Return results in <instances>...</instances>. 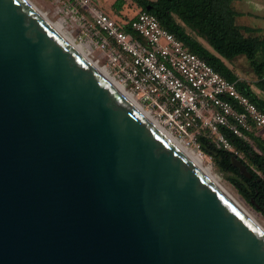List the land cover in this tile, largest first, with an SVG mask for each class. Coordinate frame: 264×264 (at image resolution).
I'll use <instances>...</instances> for the list:
<instances>
[{
	"label": "water",
	"instance_id": "water-1",
	"mask_svg": "<svg viewBox=\"0 0 264 264\" xmlns=\"http://www.w3.org/2000/svg\"><path fill=\"white\" fill-rule=\"evenodd\" d=\"M0 264H264V231L30 0H0Z\"/></svg>",
	"mask_w": 264,
	"mask_h": 264
},
{
	"label": "built area",
	"instance_id": "built-area-1",
	"mask_svg": "<svg viewBox=\"0 0 264 264\" xmlns=\"http://www.w3.org/2000/svg\"><path fill=\"white\" fill-rule=\"evenodd\" d=\"M57 1L89 55L185 145L200 149L197 137L204 134L241 155L221 127L242 137L264 128V112L235 81L190 51L153 13L138 7L132 15L109 14L97 0Z\"/></svg>",
	"mask_w": 264,
	"mask_h": 264
},
{
	"label": "trees",
	"instance_id": "trees-1",
	"mask_svg": "<svg viewBox=\"0 0 264 264\" xmlns=\"http://www.w3.org/2000/svg\"><path fill=\"white\" fill-rule=\"evenodd\" d=\"M137 7L153 13L160 24L172 32L192 52L206 60L225 78L235 81L236 87L264 112V98L259 97L250 84L234 72L228 64L243 55L257 74L255 84L264 92V28L237 22L239 12L233 0H133ZM125 0L112 3L113 14ZM222 132L241 155L217 147L200 134V150L211 157L237 192L264 217V137L254 130L239 136L226 127ZM235 155L247 167L250 175H243L231 162Z\"/></svg>",
	"mask_w": 264,
	"mask_h": 264
},
{
	"label": "bare ground",
	"instance_id": "bare-ground-1",
	"mask_svg": "<svg viewBox=\"0 0 264 264\" xmlns=\"http://www.w3.org/2000/svg\"><path fill=\"white\" fill-rule=\"evenodd\" d=\"M37 7V6H36ZM38 8V7H37ZM39 9V8H38ZM40 10V9H39ZM41 11V10H40ZM70 41H72L191 161H193L209 178H211L222 191L257 225L264 231V226L258 221L254 214L244 205L242 200L226 186L221 177L213 169L212 164L207 162L204 155L199 151L195 150L191 146L185 145V143L178 137L173 135L170 131L164 128L143 105L138 99L126 88V86L119 80L114 78L106 69L105 66L96 62L92 59L88 51L77 42L72 36L68 35L62 28V26L51 20L43 11H41Z\"/></svg>",
	"mask_w": 264,
	"mask_h": 264
},
{
	"label": "rangeland",
	"instance_id": "rangeland-1",
	"mask_svg": "<svg viewBox=\"0 0 264 264\" xmlns=\"http://www.w3.org/2000/svg\"><path fill=\"white\" fill-rule=\"evenodd\" d=\"M35 6H37L41 11H43L51 20H53L55 23L58 25L62 26L63 30L70 36H72L77 42H79V38L76 35L75 30L72 29L73 24L72 22L65 17V12H64V7L63 5L58 2L57 0H30ZM100 5L102 6L103 10L108 12L109 14H113V6L112 3L115 0H97ZM136 8H138L133 0H125V2L121 5L119 9V13L121 14H128L132 15L135 13ZM118 14V13H116ZM125 14V15H126ZM119 16V15H117ZM64 17L66 19V22L63 21ZM82 46H84L81 42H79ZM85 48V46H84ZM86 49V48H85ZM87 50V49H86ZM90 57L93 59V55H90ZM242 59L237 58L232 62V64L237 63V65H241ZM243 62V61H242ZM244 63V62H243ZM99 64L103 65L102 62H99ZM243 69H248L249 67L246 66H241ZM245 67V68H244ZM255 134L257 135H262L264 134V128L261 127H255L253 128ZM195 150L199 151L202 153L206 159L207 162H210L212 164L213 169L217 172V174L221 177V180L223 183L228 186L233 192L242 200L244 205L254 214V216L258 219V221L264 226V217L263 215L256 210L247 200H245L235 189V187L230 183V181L227 179V173H224L223 171H220L218 167L214 164L213 160L211 159L210 156L204 154L200 149H197L196 147L192 146Z\"/></svg>",
	"mask_w": 264,
	"mask_h": 264
},
{
	"label": "crops",
	"instance_id": "crops-1",
	"mask_svg": "<svg viewBox=\"0 0 264 264\" xmlns=\"http://www.w3.org/2000/svg\"><path fill=\"white\" fill-rule=\"evenodd\" d=\"M233 5L239 12V14L237 15L238 23L264 28V0H233ZM237 58H241L244 63L241 61V65H237V63L232 64V62ZM228 64L232 67L239 78L244 79L250 84L252 90L259 97L264 98V92L255 84V81L258 78L257 74L251 69L250 65L243 55L237 56ZM246 65L249 67V70L243 69V67H241ZM255 132L256 131H254V133ZM260 136L264 137V134Z\"/></svg>",
	"mask_w": 264,
	"mask_h": 264
}]
</instances>
